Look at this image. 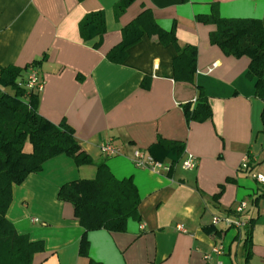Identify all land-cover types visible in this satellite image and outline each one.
<instances>
[{
  "label": "crops",
  "instance_id": "0c3cea01",
  "mask_svg": "<svg viewBox=\"0 0 264 264\" xmlns=\"http://www.w3.org/2000/svg\"><path fill=\"white\" fill-rule=\"evenodd\" d=\"M120 1L0 0V77L3 68L23 69L20 83L38 71L44 82L39 114L71 125L93 163L105 162L117 179L133 178L139 218L124 233L89 232V255L81 256L84 229L58 192L68 182L94 179L97 167L61 155L13 187L7 219L20 235L43 242L32 264H264V184L241 170L247 157L250 169L264 175V103L247 77L250 59L225 55L210 41L217 26L197 20L213 6L221 18L262 20L264 0H133L118 11ZM144 11L180 48L197 49L195 83L175 79L177 48L157 35L145 34L123 62L109 59L124 28ZM100 13L104 35H83L84 18ZM198 86L212 118L189 122L183 105L196 106ZM109 141L118 155H103ZM176 144L183 146L180 158ZM24 150L33 151L30 142ZM136 150L170 170L137 167ZM187 154L198 159L192 171L182 167ZM243 201L249 208L242 219L252 229L249 262L248 228L212 223L215 216L234 219Z\"/></svg>",
  "mask_w": 264,
  "mask_h": 264
},
{
  "label": "trees",
  "instance_id": "16d2710c",
  "mask_svg": "<svg viewBox=\"0 0 264 264\" xmlns=\"http://www.w3.org/2000/svg\"><path fill=\"white\" fill-rule=\"evenodd\" d=\"M131 1H120L118 11L124 10ZM197 20L217 26V30L210 35V41L225 55L250 59L247 77L254 81L255 95L264 103V19L221 18L218 8L213 6L211 15H198ZM81 30L83 35L90 31L91 35L103 36L106 31L104 15H87L81 23ZM145 34L157 35L162 42H172L178 53L173 63L175 79L195 83L197 49L191 46L180 48L175 35L159 29L148 11L124 28L123 41L111 51L109 59L123 62L131 47L140 42ZM36 65L33 63L32 66ZM21 72L23 69L16 67L3 68L0 77V264H32L34 255L44 251L43 242H32L18 233L7 219V213L12 203L13 187L21 185L30 174L41 172L47 161L61 155L70 157L78 166L97 167L94 179L68 182L58 192L60 201L74 206L75 217L84 229L79 253L88 257L89 232L102 229L124 233L129 221L139 218L141 199L138 188L132 177L117 179L105 162L93 163L75 137V130L66 121L57 125L41 116L38 93L19 85ZM198 89L196 106L192 109L191 104L183 105L189 122H204L212 118L208 98L200 86ZM261 116L264 126V110ZM27 142L33 146L31 153L24 150ZM176 146L179 147L180 158L183 146ZM251 235L250 227L246 230L244 241L248 262L252 255ZM90 264L100 263L91 261Z\"/></svg>",
  "mask_w": 264,
  "mask_h": 264
},
{
  "label": "built area",
  "instance_id": "2783aa9c",
  "mask_svg": "<svg viewBox=\"0 0 264 264\" xmlns=\"http://www.w3.org/2000/svg\"><path fill=\"white\" fill-rule=\"evenodd\" d=\"M43 84L44 82L39 77L38 71L35 68L31 70L25 82L23 81L19 83V85L25 88L27 91H32L36 93H40L44 89ZM100 149L103 155L107 157H113L120 153V149L112 141L102 144ZM134 156H135V160H134L135 164L139 168H147L153 171L170 170V167L166 166L163 162L156 160L151 155L141 150H136ZM197 165H198V159L193 154H187V156L182 161V167L185 170L192 171L197 168ZM241 170L249 172L253 180L259 182L260 184H264V175L250 169L249 159L247 157H244L242 161ZM247 208H249L248 202L243 201L235 209L234 219L231 217L223 218V217L215 216L213 218L212 223L214 226H218L220 223H226L228 227L236 228L239 230L243 228H249L250 223H248L247 220L242 219L243 215L246 214ZM216 252L221 254L222 253L221 248L219 249L216 248Z\"/></svg>",
  "mask_w": 264,
  "mask_h": 264
}]
</instances>
